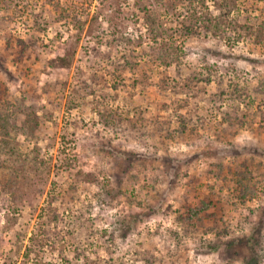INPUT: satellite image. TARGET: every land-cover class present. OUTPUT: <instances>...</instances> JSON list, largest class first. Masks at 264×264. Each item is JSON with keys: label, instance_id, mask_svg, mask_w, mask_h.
I'll return each mask as SVG.
<instances>
[{"label": "rangeland", "instance_id": "1", "mask_svg": "<svg viewBox=\"0 0 264 264\" xmlns=\"http://www.w3.org/2000/svg\"><path fill=\"white\" fill-rule=\"evenodd\" d=\"M263 9L0 0V264H264Z\"/></svg>", "mask_w": 264, "mask_h": 264}, {"label": "trees", "instance_id": "2", "mask_svg": "<svg viewBox=\"0 0 264 264\" xmlns=\"http://www.w3.org/2000/svg\"><path fill=\"white\" fill-rule=\"evenodd\" d=\"M227 13L228 12L226 11V12L220 14L218 19H217V22L224 21V23H225V20H228L229 21L228 24L231 25L232 27H234L236 25L238 19H235V18L227 19V17H228ZM262 13L264 15V9H263ZM204 17H207V16H204ZM207 19H209V18H207ZM260 19L255 20V22L253 23V24H257V28L264 27V19L261 21H260ZM209 20H211V18ZM241 22H242L241 23L242 27H244V30L247 32H250L249 30H251L252 24H248V22H244V21H241ZM158 53H159V55L172 56V57H173V55H175L173 53V48H168V47L162 48V50ZM163 61H164L163 62L164 64L168 63V61H166V60H163ZM167 83L168 82L166 79L163 80V82H162L163 87H165ZM181 102H182L181 104H183V106H187V98L181 100ZM175 114H177L176 111H175ZM178 116L181 117L180 115H178ZM11 117H12L11 114H6V113H2V112L0 113V128L2 129L1 135L5 139L9 136L8 124L10 122H9L8 118H11ZM178 131H182V129L179 128ZM6 144H8V142H6ZM30 163H31V169L28 172V180H29L28 183L30 184L31 188H33V189H31V191L33 193L34 192L37 193V195L40 196L41 195L40 189L42 188V184L45 183V179H46L49 172H48V169L46 170V169L42 168V166L36 164V162H34L33 160H31ZM239 185H241L242 187L240 186L241 188L236 189V188H238ZM234 186H235L237 195H239V198H245V197L250 198V197H252L253 191L251 189H249L248 186L244 182H242L241 180H236V183ZM238 190H240V191H238ZM36 191H38V192H36ZM238 193H240V194H238ZM199 203L203 204V206H204L203 208L206 207L207 210L210 209L209 204H207V203H209V201H207V203L205 204L204 201L200 200ZM201 209L200 208L198 209L197 207L192 208V204L191 205L190 204L189 205H183L180 212L176 216V220L179 223H181V226H183L184 228L192 229V227H195L196 221L200 220L199 219V211H201ZM210 220L215 222L212 219H210ZM208 229H210V228H208ZM213 229H214V226H211L210 230L213 231ZM220 230L222 231V233H221L222 235H225V233L227 232L225 230V228L220 229ZM41 231L45 232V230H42V229H41ZM252 238L254 239V241L256 240V236H253L252 233H249L246 236H241L237 239H230L229 242H227V243L224 242V243H226L225 244L226 246H233L235 243L242 242L243 245L246 246L247 243L250 242ZM33 246L35 247V245H33Z\"/></svg>", "mask_w": 264, "mask_h": 264}]
</instances>
